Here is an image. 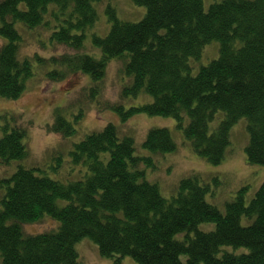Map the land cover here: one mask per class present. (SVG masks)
Instances as JSON below:
<instances>
[{"label": "trees", "instance_id": "obj_1", "mask_svg": "<svg viewBox=\"0 0 264 264\" xmlns=\"http://www.w3.org/2000/svg\"><path fill=\"white\" fill-rule=\"evenodd\" d=\"M101 1L0 0V38L8 39L0 50V97L17 100L25 93L35 74L34 58L55 64L46 71L51 81L66 76L58 64L75 63L76 71L97 83L111 60L125 58L133 80L123 95L145 92L153 101L129 111L113 104L124 121L138 113L174 118L193 151L218 166L232 144V128L245 119L247 161L264 165V0H207L212 2L208 10L204 0H133L147 9L141 21H122L109 7L110 32L93 33L100 59L88 54L74 62L59 55L20 58L23 31L41 27L51 30L49 43L83 49L98 20L95 4ZM214 41L220 43L219 56L193 75L192 61L200 60ZM98 94L97 87L90 89L91 98L97 100ZM77 110L73 120L56 111L48 129L75 135L84 109ZM220 112L225 117L211 130ZM7 117L0 164L18 166L0 181L2 264H80L76 245L85 238L98 245L102 257L112 259L110 264H124L127 257L135 264H264V183L249 203L244 186L226 212L207 201L212 184L201 175L183 178L176 194L165 198L148 174L159 169L158 156L178 149L168 128H152L144 142L148 153L137 155L135 139L120 137L117 127L107 124L71 152L73 163L87 168L83 178L63 182L24 164L29 130ZM62 201L67 204L61 206ZM46 217L59 226L26 233L25 225ZM204 223H215V230H200ZM226 247L246 252L226 249L221 254Z\"/></svg>", "mask_w": 264, "mask_h": 264}, {"label": "rangeland", "instance_id": "obj_2", "mask_svg": "<svg viewBox=\"0 0 264 264\" xmlns=\"http://www.w3.org/2000/svg\"><path fill=\"white\" fill-rule=\"evenodd\" d=\"M204 3L208 10L212 2L204 0ZM109 7L115 9L120 20L127 22H139L147 12L146 7L135 4L133 0H102L95 4L99 15L98 20L90 32L91 35L86 39L83 49L75 50L62 44L49 43L51 30L41 27L34 31L21 32L24 40L20 48V58H34L38 54L40 58L51 59L59 55L69 57L68 60L74 62L76 56L88 54L100 59L102 51L93 43V33L106 36L110 32L113 22L110 20ZM48 20H51L50 17ZM51 23L53 24L52 21ZM17 27L19 30L23 28L20 23ZM7 41L8 39L0 38V50ZM206 48L200 60H191L193 75L220 54V43L217 41ZM196 62H199V65H195ZM125 64V58L111 60L107 65L104 79L98 83L94 82L91 76L76 71L75 63L73 65L58 64L57 67L65 71L66 76L61 81H51L46 71L53 70L55 64L53 65L50 60L44 64L39 58H34L35 74L28 81L25 93L17 100L0 97V137L6 116L10 123L11 118H14L19 124L25 125L29 130L28 139L25 141L30 153L24 164L28 167H37L41 171L43 169L45 174H42L50 178L69 182L83 178L84 172H87L85 166L78 167L73 163L71 152L75 144L81 142L88 134L99 132L107 124L112 123L117 127L120 137L132 136L135 139L137 155H145L148 152L144 148V142L150 130L168 128L178 144V149L168 155L158 156L160 160H158L157 168L159 169L148 174V180L159 185L165 198L170 199L176 194L179 182L183 178L195 174L210 180L212 188L207 195V201L223 212H226L227 204L236 198L244 186L249 188L246 198L248 203L251 202L264 183V165H250L247 161L246 147L249 141L247 121L242 119L232 128V144L226 158L222 164L214 166L193 151L191 142L185 138L184 132L178 128L174 118L138 113L124 121L122 115L112 108L113 104L120 103L125 110L129 111L133 107L153 101L152 97L145 92L137 97L123 95L124 90L131 87L130 83L133 80L131 76L129 77L127 64L126 66ZM92 87H97L99 91L97 100L90 97ZM78 106H82L84 110L75 135L65 137L48 129V125L50 124L51 128L54 122L56 111L73 120L72 113H77ZM73 108L74 110H71ZM224 117V113L220 112L212 123L211 130L215 129ZM10 165L0 164V181L8 179L16 170L18 163ZM216 178L218 181H214ZM0 195H3L2 189H0ZM66 204L65 201L60 202L61 206ZM56 222L46 217L38 223L25 225L24 230L28 234L51 231L59 226V222ZM215 228V223H204L200 226V230L206 232L213 231ZM76 247L80 255V264H110L112 262V259L101 256L98 245L89 238L80 241ZM226 249L235 251L232 247H226L221 254L227 252ZM242 250L246 252L245 249ZM0 264H2L1 261ZM124 264H135V262L127 257L124 259Z\"/></svg>", "mask_w": 264, "mask_h": 264}]
</instances>
